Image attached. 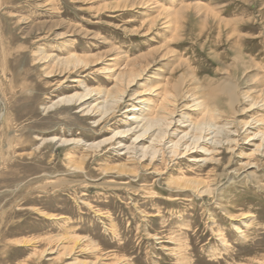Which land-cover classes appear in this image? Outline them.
I'll return each instance as SVG.
<instances>
[{
  "label": "rangeland",
  "instance_id": "374dc122",
  "mask_svg": "<svg viewBox=\"0 0 264 264\" xmlns=\"http://www.w3.org/2000/svg\"><path fill=\"white\" fill-rule=\"evenodd\" d=\"M179 81L165 142L115 137ZM0 264H264V0H0Z\"/></svg>",
  "mask_w": 264,
  "mask_h": 264
},
{
  "label": "bare ground",
  "instance_id": "6f19581e",
  "mask_svg": "<svg viewBox=\"0 0 264 264\" xmlns=\"http://www.w3.org/2000/svg\"><path fill=\"white\" fill-rule=\"evenodd\" d=\"M221 19V18H220ZM222 22V21H221ZM220 22V23H221ZM218 23V22H217ZM218 23V24H220ZM233 49V48H232ZM236 49V46H235ZM153 52V51H152ZM157 52V51H154ZM145 54V53H144ZM148 53H146L147 55ZM151 54V53H150ZM144 55H142L143 57ZM52 57V56H51ZM47 58V57H46ZM145 58V57H144ZM72 59V58H70ZM147 59V57H146ZM69 60V59H68ZM79 60V58L77 59ZM250 60V59H249ZM248 59L246 60L245 57L243 56V54L240 52H238L235 56V63H253L250 62ZM60 61V60H59ZM70 62V61H68ZM137 63V61H136ZM140 64V63H139ZM131 65V64H130ZM244 65V64H243ZM129 66V65H128ZM142 66V64H141ZM248 66V65H246ZM251 66V64H250ZM146 67V66H145ZM144 67V68H145ZM236 67V66H234ZM132 68V67H131ZM130 68V69H131ZM140 68V67H138ZM142 68V67H141ZM128 69V68H127ZM134 69V68H133ZM132 69V70H133ZM237 69V68H236ZM240 69V68H239ZM135 70V69H134ZM140 71H142L140 69ZM126 73L128 72V70L125 71ZM125 72L120 71L118 72V74L115 76L116 80H119L118 82L120 83V80H122V78L125 76ZM238 72V71H237ZM240 72V71H239ZM236 73V72H234ZM242 73V72H241ZM130 74V73H129ZM143 74V73H142ZM243 74V73H242ZM141 75V74H140ZM183 75V74H182ZM136 76V75H135ZM142 76V75H141ZM175 76V75H174ZM173 76V77H174ZM126 77V76H125ZM124 77V79H125ZM138 77V76H137ZM176 77V76H175ZM180 77V76H179ZM186 77V76H185ZM182 78V77H181ZM84 79V78H83ZM128 79V78H127ZM234 79H236L234 77ZM135 80V79H134ZM174 80V79H173ZM169 84H170V80L168 79ZM168 81H166V84L168 83ZM236 81V80H235ZM184 82L185 81H179L176 84L175 81L174 83H171L172 85L174 84V86L172 87H165V88H160L162 89V91L159 92L160 94V102L159 104H157L156 106L154 105L152 107V102H150V104H145V105H151L148 106L147 110L145 112L140 111V108L138 107L140 104H135V103H131L128 108L127 111H129L130 113L127 114V117L133 121V123L128 124L126 126V128L123 129H118V131L115 132V137H124L126 136L127 133H130L131 131H135L138 129V135L136 137V139L140 140L143 139L142 137L144 136H149L150 138H152L150 141L153 140L154 141H164L169 138L170 135V129L173 126L174 123V118H173V110H174V102L177 101L178 99L183 98V96L185 95L184 92ZM208 82V81H207ZM237 82V81H236ZM125 83V82H124ZM129 83V82H128ZM131 83V82H130ZM206 83V82H205ZM211 83V82H210ZM213 83V82H212ZM122 84V83H120ZM208 84V83H207ZM126 85V83H125ZM129 85V84H128ZM163 85V84H162ZM197 85L200 89L206 90L207 92H205V97L203 99L200 98H194L193 99V104L194 106H196L197 109H201V110H210L212 111L209 113V111H207V113L209 114L207 116V118H204L203 120H198V121H193L192 119H187L189 120V125L188 127H190L189 131H186L183 133V135L177 140V141H173V152L174 153H178L181 150L182 146H185V151H187V149L189 148V144L192 145V143H196L198 145V143L200 144L201 142H208V140L210 139L212 143H218L219 141L217 140L216 135L222 133L226 127V122L224 123V125L222 123H219L217 121V115L219 114V107L220 105L226 104L228 105V107L230 108L229 110L233 109L235 104L238 101V96L240 95L237 91L236 86L231 82V81H224L223 83L211 88L210 86H203L200 84V82H197ZM210 85V84H209ZM117 86V85H116ZM123 86V85H122ZM159 86V85H158ZM157 86V87H158ZM115 88V87H114ZM113 88V89H114ZM117 88H119L117 86ZM156 90V89H155ZM119 91V90H118ZM124 91V90H123ZM159 91V90H158ZM195 91V90H194ZM240 91V90H239ZM117 92V91H116ZM115 91H107L105 96H109V100H112V103L108 104L106 103L104 105V107L106 108H110L112 107V109L115 107H118L120 101L123 99V96H117L115 93ZM126 92V91H125ZM86 94V93H85ZM124 94V93H123ZM188 94V93H186ZM195 94V93H194ZM158 95V93H157ZM186 96V95H185ZM196 96V95H195ZM199 96V95H198ZM137 97V96H136ZM244 97V96H243ZM134 98V96H133ZM143 98V97H142ZM82 99V98H81ZM135 99V98H134ZM133 99V100H134ZM241 99V98H240ZM136 100V99H135ZM106 101V100H105ZM137 101H146V99H137ZM184 101V100H183ZM191 102V101H190ZM240 102V101H238ZM144 103V102H143ZM186 103V100H185ZM188 103V102H187ZM186 103V104H187ZM101 104V103H100ZM182 104V103H181ZM185 105V104H184ZM172 106V107H171ZM186 106V105H185ZM187 106H189L187 104ZM177 107V105L175 106V108ZM183 107V105H182ZM91 108V107H90ZM186 108V107H185ZM193 108V107H192ZM88 109V108H87ZM178 109V108H177ZM195 109V108H194ZM111 110V108L109 109ZM115 110V109H113ZM112 110V111H113ZM181 110V109H180ZM200 110V111H201ZM107 111V110H106ZM198 111V110H197ZM233 111V110H232ZM231 111V112H232ZM238 111V110H237ZM175 112V111H174ZM202 112V111H201ZM224 112V111H223ZM181 113V112H180ZM206 113V112H205ZM227 113V112H226ZM237 113V112H236ZM204 114V113H202ZM231 114V113H230ZM234 114V113H233ZM187 113L182 112L181 113V118L180 119H186L187 118ZM202 117V116H201ZM102 119V118H101ZM179 119V120H180ZM221 120V119H220ZM181 121V120H180ZM183 122V121H182ZM134 124V125H133ZM222 124V125H221ZM229 125V124H228ZM226 131V130H225ZM224 131V132H225ZM132 133V132H131ZM136 134V133H135ZM213 134V135H212ZM221 135V134H220ZM134 136V135H133ZM212 136V137H211ZM177 137V136H176ZM114 138V137H113ZM134 139V140H136ZM173 139V138H172ZM169 141V140H167ZM117 142H121L120 140ZM136 142V141H135ZM140 142V141H139ZM151 142V143H153ZM157 142V143H158ZM162 142V144L164 143ZM167 144V143H166ZM195 144V145H196ZM153 145V144H152ZM194 145V144H193ZM196 145V146H197ZM199 147V146H198ZM170 148V147H169ZM192 148V147H191ZM147 148H145L146 150ZM154 149V148H153ZM171 150V151H172ZM190 150V149H188ZM206 150V149H204ZM208 151V150H207ZM157 152V151H156ZM144 155V154H143ZM185 180V179H184ZM195 181V180H194ZM193 182V181H192ZM200 182V181H199ZM190 180H185L181 185L187 187L188 185H192L189 184ZM196 183V181H195ZM180 184V183H179ZM194 184V183H193ZM200 185V183H198ZM196 185V184H194ZM193 185V186H194ZM196 187V186H195Z\"/></svg>",
  "mask_w": 264,
  "mask_h": 264
}]
</instances>
